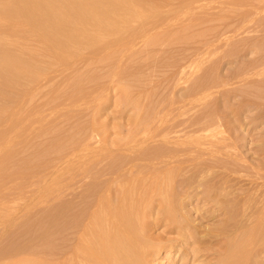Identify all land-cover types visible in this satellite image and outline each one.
<instances>
[{"label":"rangeland","instance_id":"1","mask_svg":"<svg viewBox=\"0 0 264 264\" xmlns=\"http://www.w3.org/2000/svg\"><path fill=\"white\" fill-rule=\"evenodd\" d=\"M146 3L145 8L152 4L159 8L155 23L144 24L135 30L137 32H121L120 36L124 37L121 41L97 32L100 42L78 44L68 58L58 62L45 57L46 63L44 60V65L41 63L44 69L37 71L39 75L34 73L42 78L41 83L22 81L32 89L26 95L25 104L3 103L16 111L19 110L15 107H23L21 109L36 122L0 124V132H12L5 141L0 140V194L5 195L1 200L6 202L0 208V217H18L29 225L40 224L44 216L54 214L55 202L29 204L33 199L37 201L36 196L57 188L60 168L69 157L79 159L73 166L82 174L78 177L83 181L78 183L84 182L83 187L88 185L95 170L100 171L110 163L124 167L123 156L132 155L133 150L120 149L117 145H123L131 137L133 125L150 126L147 132L134 133L137 138H145V135L162 132L156 130V125L161 123H210L212 126H208L207 133H213L214 138L223 135L234 138L228 148L234 154L230 165L249 170L263 161L264 0H147ZM27 85L24 88L29 90ZM186 135H182V143L193 139L190 134ZM160 145L157 144L156 149L166 147L161 145L160 148ZM169 147L172 146L166 148ZM95 155L101 158L102 164L95 161ZM216 157L221 160L216 162L219 167L210 160L215 169L212 164L210 170L205 168V173L220 172L221 155L216 152L205 156L208 160ZM153 160L146 163H155ZM71 163L68 162V166H72ZM172 165L180 170L174 174L173 187L166 193L164 184L152 189L150 209L135 224L145 241L139 248L143 255L136 263L220 264L227 261L225 249L234 250L235 245L227 248L217 242L227 234L217 235L215 231L223 216L215 211L204 194H196L198 191L192 188L202 182L188 170L198 169L201 164L189 160ZM144 172L138 175L154 174ZM178 181L184 184L181 186ZM185 182L193 185L187 188ZM243 182L241 180V185L239 181L238 185L230 182L231 188L247 187ZM137 195L146 197L144 192ZM165 196L172 198L168 202L171 207L178 208L175 212L178 223H173L165 212ZM33 229L37 233L42 227ZM16 237L17 240L25 238L23 234ZM1 243L0 248L6 245ZM56 243L51 242L49 247L55 250ZM250 255L253 264H264V250L250 252ZM0 264H21V261L0 257Z\"/></svg>","mask_w":264,"mask_h":264},{"label":"bare ground","instance_id":"2","mask_svg":"<svg viewBox=\"0 0 264 264\" xmlns=\"http://www.w3.org/2000/svg\"><path fill=\"white\" fill-rule=\"evenodd\" d=\"M146 2L147 0H0V124L31 123V121L34 123L33 116L24 112L26 110L21 109L23 107L20 108L21 110L19 106L15 107L19 110L16 111L14 108L5 107L7 104L3 106V103L13 102L21 105L28 100L26 95L32 89L22 81L33 83L32 81L36 80L41 83L42 78L36 77L34 73L35 71L40 73L41 69H44L41 63L45 61V57L58 62L62 58H68L78 44L96 42L97 32L102 31L106 33L105 35H112L115 41H121L124 39L120 36L121 32H134L137 28L141 29L144 24L155 23L156 15H159L156 13L158 7L152 4L154 6L145 8ZM20 84L21 89L18 88ZM26 85L29 90L27 87L24 88ZM179 122L182 121L176 124L173 121L172 124H158L156 130L163 131L159 132L160 134L155 133L157 135H145V138H137L134 133L139 130L147 132L151 130L150 126H131L133 128L130 131L131 137L124 141L123 145L120 141V145H117L120 149L133 150L132 155L123 156L125 166L120 168L118 164L111 165L105 160L108 166L101 167L103 169L100 171L95 170L96 173L92 172L93 176H90L92 181L88 179L90 180L88 185L84 184L86 187L82 185L84 182L80 184L82 179L78 177L81 174L76 166L79 159L76 161L74 157H67L60 168V183L57 188L50 192L48 190L45 195L36 196L37 201L33 202V199L29 204L55 202L54 214L48 218L44 216L45 220L40 224L29 225L26 224V220L20 221V218L18 220V217H0V242L6 244L0 248V257L3 259L14 257L20 259L21 264H137L136 262L143 255L139 248L145 244V241L135 224L140 220V216L143 217V214L150 209V196L154 192L152 189L164 184L166 187L164 186L163 192L166 193L173 187L174 174L177 175L176 173L180 171L177 165L172 164L179 165L193 160L199 161L201 166L199 168L197 166L198 169L190 168L188 172L193 177H199L202 182L192 187L193 190L198 191L196 194H204V197H207L215 207V211H219L218 213L223 216L221 225L215 228L217 229L215 231L217 235L225 232L227 234L217 242H221L227 248L232 244L235 245L234 250L225 249L224 254L228 260L220 264H253L250 252L264 250V159L258 162L256 168L249 170H243L240 165L239 167L230 165L229 162L234 154L230 153L228 148L233 145L234 138L224 135L214 138L213 133H207L212 126L210 123L201 125L195 121L188 125ZM6 132L3 130L0 132V140L12 135L11 131L10 134ZM186 133L193 139L182 143L181 137ZM157 144L172 147L156 149ZM216 152L221 155L222 169L220 167V172L205 173L206 169L210 170L212 166L214 167L213 163L216 164L219 160L218 156L209 160L205 156ZM97 155L93 158L101 163V158L99 160ZM151 159L156 162L146 163ZM210 160H214L213 163ZM68 162H72V166H68ZM74 164L76 165L73 166ZM142 171L154 174L138 175ZM241 180L253 182L254 186L246 181L243 184L247 183L251 187L247 185L248 188L246 186L245 188L242 185L243 187L231 188L233 182L236 184L239 181L241 185ZM177 183L181 186L184 184L182 181ZM185 185L191 188L193 183L189 186L188 182H185ZM142 192L146 197L137 195ZM4 197L5 195L0 196V208L6 204L1 200ZM163 198L167 200L165 212L169 219L173 223H178L179 218L175 213L178 208H173L171 203H168L172 201L171 197ZM37 226H41L42 229L35 233L32 229ZM111 233L113 236H110ZM17 234H23L25 238L17 240ZM36 239L37 241L34 242ZM53 239L57 242L54 244L55 250L49 247L51 242L55 243ZM19 254L26 256L20 257Z\"/></svg>","mask_w":264,"mask_h":264}]
</instances>
